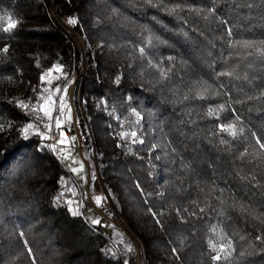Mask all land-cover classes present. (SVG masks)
<instances>
[{
  "label": "trees",
  "instance_id": "1",
  "mask_svg": "<svg viewBox=\"0 0 264 264\" xmlns=\"http://www.w3.org/2000/svg\"><path fill=\"white\" fill-rule=\"evenodd\" d=\"M260 40L264 0H0V264L136 261L123 230L57 203L63 176L81 190L45 140L19 131L18 102L75 81L85 152L147 264H264ZM233 123L236 137L220 130Z\"/></svg>",
  "mask_w": 264,
  "mask_h": 264
},
{
  "label": "snow or ice",
  "instance_id": "2",
  "mask_svg": "<svg viewBox=\"0 0 264 264\" xmlns=\"http://www.w3.org/2000/svg\"><path fill=\"white\" fill-rule=\"evenodd\" d=\"M68 23L71 25H75L77 23V21L75 19L69 18L68 19ZM16 27V22L12 21L8 24L7 28L4 29L5 32L14 29ZM232 34V30L229 29L228 30V35ZM248 46H252V44H254V41H247L245 42ZM259 43L261 45H264V40H260ZM4 52L8 51V48L5 47L3 49ZM140 52L143 53L144 49L141 48ZM169 59L171 60L172 58L169 57ZM53 69L57 72L60 73V76H58L57 78H67V73H65L63 71V65H54ZM53 69H50L48 72H45L43 75H41L40 80L43 83H50V81L46 80L47 77H49L53 71ZM163 74V73H162ZM218 75H228L227 73H218ZM118 82V81H117ZM48 91L46 89H41V92L38 94V100L37 103L31 106V111L33 113H42L43 116L41 117L40 115L36 116V121L38 123H33V122H29L27 124H25L23 127H21L19 129L22 138L24 140H28L30 135H37L39 136L42 140H48L50 138V133L52 132V124H51V120H52V111L55 108V101L53 100V95L50 91H48V94L45 96V92ZM57 93H63L62 95H60L59 97V115L56 116L55 118V128L58 131V135H59V139L55 141L54 144L52 145H46L49 147H52L54 150H58L63 158H67L66 156H64V153L67 151L70 154V148L69 149H65L64 147H61L59 149H57V145H64L66 140H69V138L66 136V133L64 131V124L69 123L71 120V107L67 104L66 100H65V95L67 93V85L64 86L63 89H61L59 86H57L56 90ZM43 99V103L40 102V100ZM18 107H20L21 109L24 110H28L29 109V104L24 103V102H18ZM221 109H223V105L220 106ZM209 114H212L211 111ZM43 118H47L48 119V123H43L42 127L43 130H41V123ZM236 120H239V116L236 117ZM220 130L222 132L227 131L229 133V135H231L232 137H236L238 135L237 131H236V127L235 124H228V125H224L221 124L219 125ZM240 132L243 131V129L241 128L239 130ZM131 136L133 138L137 137V133L135 131H133L131 133ZM76 141V136H72L70 137V143H74ZM133 142H137L135 139L133 140ZM139 143L143 144L144 141L142 139H140L138 141ZM256 143L259 144L261 149H264V143L261 142V138L257 137L256 139ZM83 168V164H81V169ZM73 172H79L78 169L76 168H72L71 169ZM93 179H94V174H93ZM137 187H139V185H137ZM97 203H99V198H97ZM149 211H151V209H149ZM201 212H204V209L200 210ZM152 215L155 217L157 215V213H152ZM162 215V214H161ZM92 223L94 224H98L100 223L99 220H93ZM156 223H160L159 219H156ZM20 235L22 236L23 233H20ZM257 240H261L262 238L260 236L256 237ZM211 247L213 248L214 251H216V246L213 244L211 245ZM226 247L227 248H231V244H228L227 246L225 245H221L219 248V251H217V254L212 256L211 259L214 261H220L222 259H227L228 256L230 255V252L226 251ZM173 252H175V249L172 250ZM28 252L31 253V249H28ZM125 264H127V261H125Z\"/></svg>",
  "mask_w": 264,
  "mask_h": 264
},
{
  "label": "built area",
  "instance_id": "3",
  "mask_svg": "<svg viewBox=\"0 0 264 264\" xmlns=\"http://www.w3.org/2000/svg\"><path fill=\"white\" fill-rule=\"evenodd\" d=\"M72 19H74V17H72ZM67 28L73 34H75L73 32V30H71L69 27H67ZM76 38H77L79 44L81 45V39H79L77 36H76ZM85 71H86V67L83 68L82 76L84 75ZM24 103L29 104V109L27 111L24 109H21V113L28 119L29 122L38 123L36 121V116L40 115L42 117L43 114L42 113L37 114V113H33L31 111V106L34 105L31 97L25 99ZM48 122L49 121L47 118H43L42 122H39V123H41V130H43L42 124L48 123ZM51 124H52V132L50 133V138L48 140H45L47 145H52L55 143L56 140H58V133L53 126L52 120H51ZM112 134L116 137L118 135L117 133H112ZM80 144H81V150H85L84 138L82 136L80 138ZM56 147H57V149H59V148H61V145H57ZM48 148L55 157L59 156L60 152L58 150H54L52 147H49V146H48ZM91 160H93L94 164L96 163L94 153L91 154ZM99 181L102 184L100 178H99ZM56 201L59 205L69 204L75 212L79 211L82 208V204L74 196L73 191H72L67 179L64 176L59 181V188L56 192ZM98 211L102 216L111 218L120 227V229L123 230L125 232V234L133 240L134 245H135V249H136V261L134 264H147L146 250H145V246L143 244L142 239L140 238V236L138 234H136L131 229V227L128 225L127 221L125 220V218L119 213V211L115 207L113 201L111 200L109 193L107 192V190L105 189L103 184H102L100 205L98 207Z\"/></svg>",
  "mask_w": 264,
  "mask_h": 264
},
{
  "label": "crops",
  "instance_id": "4",
  "mask_svg": "<svg viewBox=\"0 0 264 264\" xmlns=\"http://www.w3.org/2000/svg\"><path fill=\"white\" fill-rule=\"evenodd\" d=\"M52 121L55 128V119H52ZM63 128L69 140H66L65 144L61 145V147H64L65 149L70 148V154L66 151L64 156L67 158H63L61 153L57 158L60 160L63 166L70 171L77 184V187L81 190L82 200L85 202L82 213L90 222L93 220H99L100 223L97 225H99L107 234L115 235L120 227L111 218L102 216L98 211L99 205L97 206L95 204L94 196H98L100 194L94 190L96 186L93 184V172L96 174V171L94 166L91 168L87 162L86 154L83 152V150H81V133L75 118H72L71 122L64 124ZM72 136H76V141L74 143L69 142L70 137ZM81 164H83L82 169ZM72 168L78 169L79 172H73L71 170ZM91 189L94 191L92 192Z\"/></svg>",
  "mask_w": 264,
  "mask_h": 264
},
{
  "label": "rangeland",
  "instance_id": "5",
  "mask_svg": "<svg viewBox=\"0 0 264 264\" xmlns=\"http://www.w3.org/2000/svg\"><path fill=\"white\" fill-rule=\"evenodd\" d=\"M66 27H68V24L67 22L63 21L62 22ZM81 46L82 48H84V43L82 42L81 40ZM75 83V85H74ZM76 85H77V82H73L72 84L68 85L67 86V93L65 95V100L67 102V104L71 107V120L72 118H75L76 122H77V118H76V114H75V107H74V92H75V88H76ZM64 88V87H63ZM62 88V89H63ZM46 90L50 91L53 95V100L55 101V108L54 110L52 111V119L54 120L56 118V116L59 115V97L60 95H62L63 93H57L55 90L56 88H47ZM48 91L45 92V96L48 94ZM41 91H35V93H33V96L31 97L32 99V102L33 104H36L37 103V100H38V94L40 93ZM41 103H43V99L40 100ZM79 105L82 106L81 102L79 103ZM70 120V122H71ZM67 124V123H66ZM77 125L79 127V124L77 122ZM83 152L86 154V159H87V162L89 163V165L91 166H94L95 168V171H96V174L93 172L94 174V181H93V184L96 186V188L94 189L99 195L98 196H94V201H95V204L98 206L100 205V197H101V191H102V184L100 183L99 181V176L97 174V169H96V166L95 164L93 163V160H91V154L90 153H87L85 152V150H83ZM72 191H73V194L75 197L77 196H80L79 193L77 192V189L75 188H71ZM94 190L91 189V191L93 192ZM97 198H99V203H97ZM80 201V203L82 204V208L80 209V211L82 212L83 210V207H84V204L85 202H83L82 198L79 197L78 199ZM80 212V213H81Z\"/></svg>",
  "mask_w": 264,
  "mask_h": 264
},
{
  "label": "water",
  "instance_id": "6",
  "mask_svg": "<svg viewBox=\"0 0 264 264\" xmlns=\"http://www.w3.org/2000/svg\"><path fill=\"white\" fill-rule=\"evenodd\" d=\"M74 85H75V83H74ZM95 166H96V163H95ZM96 169H97V167H96ZM97 174H98V171H97ZM98 176H99V174H98ZM100 178V177H99Z\"/></svg>",
  "mask_w": 264,
  "mask_h": 264
}]
</instances>
